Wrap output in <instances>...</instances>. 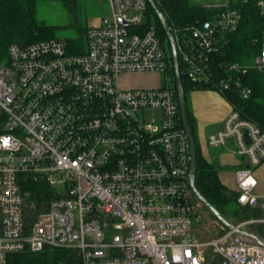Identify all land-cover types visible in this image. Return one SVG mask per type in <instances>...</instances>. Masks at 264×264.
<instances>
[{
    "label": "built area",
    "instance_id": "1",
    "mask_svg": "<svg viewBox=\"0 0 264 264\" xmlns=\"http://www.w3.org/2000/svg\"><path fill=\"white\" fill-rule=\"evenodd\" d=\"M148 0H107L86 29L85 53L66 39L7 48L0 65V264L26 250L79 253L82 264H264V247L241 231L264 223L253 168L264 130L233 109L207 145L230 142L248 168L236 174L238 203L263 215L225 227L191 186V145L182 125L178 74L192 90H234L264 74V42L251 64L219 62L249 0H195L208 17L163 39ZM264 15V0H256ZM257 41V40H256ZM216 57V58H215ZM153 74L155 87L126 88L121 76ZM36 184L48 186L32 198ZM33 214V216H32Z\"/></svg>",
    "mask_w": 264,
    "mask_h": 264
},
{
    "label": "trees",
    "instance_id": "2",
    "mask_svg": "<svg viewBox=\"0 0 264 264\" xmlns=\"http://www.w3.org/2000/svg\"><path fill=\"white\" fill-rule=\"evenodd\" d=\"M36 1L0 0V65L8 61L6 51L12 43L23 46L37 41L58 38L55 35L56 28L38 20ZM154 2L167 18L170 29L176 25L183 27L196 18L205 20L209 13L193 0H154ZM147 3V13L154 19L157 31L163 39L168 40V34L165 32L159 17H157L152 5L148 1ZM240 10L242 19L236 31L230 35L226 49L218 58L215 57L217 68H219V62L239 61L243 64H251L252 58L260 52L263 46L264 15L260 13L256 0L242 3ZM86 29L87 26L78 27L76 36L66 39L71 53H85L82 42L86 37ZM245 83L253 89L249 99H243L234 90H225L220 94L223 95L234 111L239 112L241 117L254 122L264 130V74L252 69L248 72ZM182 87L185 91L187 121H189L192 134L195 136L197 150L195 186L197 190L234 225H238L241 221L261 217L262 209L250 208L238 203L239 194L231 191L219 179L220 166L215 162L209 163L203 156L197 135V123L189 99L193 85L183 81ZM181 123L184 126V121ZM43 189L44 191L48 190V186L36 184L32 190V198L39 197V193ZM205 210L210 217H215L212 211L206 207ZM247 230L264 241V223L250 224L247 226ZM8 261L9 264H82V259L76 251L51 247L39 252L26 250L18 254H11Z\"/></svg>",
    "mask_w": 264,
    "mask_h": 264
},
{
    "label": "crops",
    "instance_id": "3",
    "mask_svg": "<svg viewBox=\"0 0 264 264\" xmlns=\"http://www.w3.org/2000/svg\"><path fill=\"white\" fill-rule=\"evenodd\" d=\"M190 106L197 123V130L207 136L210 132L222 128L224 119L232 110L231 105H229L223 95L212 90H192ZM205 146L201 149L205 159L209 163L215 162L220 166L219 179L231 191L237 193L236 174L240 169L249 167L245 157L237 155L233 142H230L224 148L208 147L207 142ZM252 171L254 178L257 179L254 193L264 194V162L254 167Z\"/></svg>",
    "mask_w": 264,
    "mask_h": 264
},
{
    "label": "rangeland",
    "instance_id": "4",
    "mask_svg": "<svg viewBox=\"0 0 264 264\" xmlns=\"http://www.w3.org/2000/svg\"><path fill=\"white\" fill-rule=\"evenodd\" d=\"M201 2H205V0H201ZM36 6L38 20L56 28V37L62 39L76 36L78 27H86L89 23H95L101 16L109 13L107 0H37ZM82 43L86 46V37ZM120 78L122 85L131 89L155 87L159 83V77L150 73H132V75H124ZM191 95L192 92L189 99ZM197 135L200 148L203 149L208 136L198 130Z\"/></svg>",
    "mask_w": 264,
    "mask_h": 264
},
{
    "label": "water",
    "instance_id": "5",
    "mask_svg": "<svg viewBox=\"0 0 264 264\" xmlns=\"http://www.w3.org/2000/svg\"><path fill=\"white\" fill-rule=\"evenodd\" d=\"M148 2L152 5L157 17H159L160 22L163 25V28L165 30V32H167L168 34V38L170 40V45L172 47V51L174 54V60L176 62V47L174 45L173 39H172V35L170 32V28H169V24L167 21V18L164 16V14L162 13L161 9H159V7L156 5V3L154 2V0H148ZM177 63V62H176ZM178 65H176V75L178 76V89L180 91V106H181V112H182V121H184V126L186 128L187 131V136L189 137V141H190V145H191V165H192V173H191V186L193 188V192L195 195H197V197L199 198V200L203 203V205L210 211L213 212L214 216L225 226L228 228H234L235 225L232 224L227 218H225L218 209H216L212 204H210L208 202V200L199 193V191L197 190L196 186H195V176L197 173V165H196V161H197V150H196V146H195V136H193L191 128L189 126V121H187V106H186V101H185V91H183V87H182V83H181V79L180 76L178 74V69H177ZM244 235H246L247 237L253 239L256 243H258L259 245H261L262 247H264V241L261 238H258V236L256 237L254 234L248 232V231H241Z\"/></svg>",
    "mask_w": 264,
    "mask_h": 264
},
{
    "label": "clouds",
    "instance_id": "6",
    "mask_svg": "<svg viewBox=\"0 0 264 264\" xmlns=\"http://www.w3.org/2000/svg\"><path fill=\"white\" fill-rule=\"evenodd\" d=\"M11 138H0V142H2L3 146H7L9 144ZM7 141V143H5Z\"/></svg>",
    "mask_w": 264,
    "mask_h": 264
},
{
    "label": "snow or ice",
    "instance_id": "7",
    "mask_svg": "<svg viewBox=\"0 0 264 264\" xmlns=\"http://www.w3.org/2000/svg\"><path fill=\"white\" fill-rule=\"evenodd\" d=\"M5 143H7V141H5Z\"/></svg>",
    "mask_w": 264,
    "mask_h": 264
}]
</instances>
